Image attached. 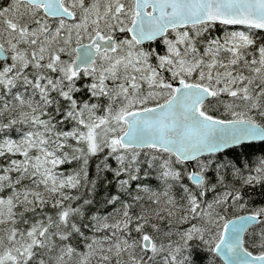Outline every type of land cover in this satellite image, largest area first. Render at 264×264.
Returning a JSON list of instances; mask_svg holds the SVG:
<instances>
[{
	"label": "snow or ice",
	"instance_id": "1",
	"mask_svg": "<svg viewBox=\"0 0 264 264\" xmlns=\"http://www.w3.org/2000/svg\"><path fill=\"white\" fill-rule=\"evenodd\" d=\"M0 264H264V0H0Z\"/></svg>",
	"mask_w": 264,
	"mask_h": 264
}]
</instances>
